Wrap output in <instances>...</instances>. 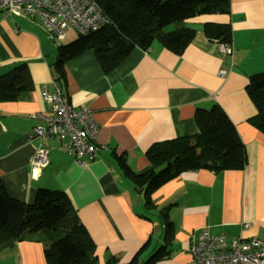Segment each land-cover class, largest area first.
<instances>
[{
    "label": "crops",
    "instance_id": "crops-1",
    "mask_svg": "<svg viewBox=\"0 0 264 264\" xmlns=\"http://www.w3.org/2000/svg\"><path fill=\"white\" fill-rule=\"evenodd\" d=\"M229 6V14L185 22L196 35L182 55L155 41L147 50L135 48L109 72L92 50L67 62L63 92L73 107L92 110L101 151L80 165L51 141L48 164L36 179L31 171L38 145L29 136L39 123L35 115L49 113L42 89L55 79L58 45L78 34L66 31L59 43L39 19L0 9V75L22 62L33 84L20 98L0 103V180L9 195L32 204L39 189L63 191L95 244L99 264H128L147 242L141 264L162 248L166 255L155 264H187L204 232L264 242V133L250 121L257 108L247 91L250 77L264 71V0H229ZM207 24L231 27L233 56L219 54L205 35ZM215 105L245 145V168L184 172L152 195L156 209L147 211L143 193L124 177L115 155L145 173L152 168L149 148L197 135V114ZM160 211L173 224L170 244ZM40 238L0 244V264H47Z\"/></svg>",
    "mask_w": 264,
    "mask_h": 264
},
{
    "label": "trees",
    "instance_id": "trees-1",
    "mask_svg": "<svg viewBox=\"0 0 264 264\" xmlns=\"http://www.w3.org/2000/svg\"><path fill=\"white\" fill-rule=\"evenodd\" d=\"M109 23L98 31L78 35L73 42L58 45L52 70L63 86L67 62L92 50L104 72L116 68L135 49L147 50L158 41L171 52L182 55L196 35L186 27L191 18L229 14V0H94ZM174 29L167 31L169 27ZM205 35L215 43H230L229 25L207 24ZM33 87L28 66L18 63L0 75V103L14 101ZM249 97L257 108L251 123L264 133V71L250 77ZM197 135L176 138L153 145L146 152L152 168L135 173L125 157L115 155L125 178L143 193L147 211L155 210L152 195L182 173L201 169L218 173L243 170L247 153L239 133L218 106L197 114ZM167 228L166 243L174 238L168 214L160 211ZM42 236L47 264H99L95 244L74 212L69 197L60 190L39 189L32 204L12 198L0 180V244L29 241ZM148 242L128 264H141ZM166 255L164 248L143 264H155Z\"/></svg>",
    "mask_w": 264,
    "mask_h": 264
},
{
    "label": "built area",
    "instance_id": "built-area-1",
    "mask_svg": "<svg viewBox=\"0 0 264 264\" xmlns=\"http://www.w3.org/2000/svg\"><path fill=\"white\" fill-rule=\"evenodd\" d=\"M0 9L9 15L22 14L39 19L55 40L63 39L69 30L86 35L109 23L94 0H0ZM215 44L221 56H233L231 43ZM227 73L226 69L220 71L222 77ZM42 98L49 105V113L35 115L39 123L29 136L38 145L32 177L38 178L47 166L46 147L54 140L59 142L62 152L73 155L80 165L96 160L101 147L97 144L99 127L92 110L73 107L56 79L50 88L43 87ZM191 256L187 264H264V242L256 238L242 240L204 232L191 249Z\"/></svg>",
    "mask_w": 264,
    "mask_h": 264
},
{
    "label": "rangeland",
    "instance_id": "rangeland-1",
    "mask_svg": "<svg viewBox=\"0 0 264 264\" xmlns=\"http://www.w3.org/2000/svg\"><path fill=\"white\" fill-rule=\"evenodd\" d=\"M201 16H198V17H195V18H191V19H189L188 20V22L190 23V22H194L195 20H197L198 18H200ZM168 30L167 31H171V30H173L174 29V26H171V27H169V28H167ZM59 43H62V41H63V39H58L57 40Z\"/></svg>",
    "mask_w": 264,
    "mask_h": 264
}]
</instances>
